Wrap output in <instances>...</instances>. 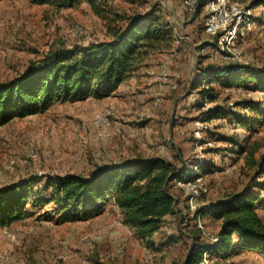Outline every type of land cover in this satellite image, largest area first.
<instances>
[{
  "label": "rangeland",
  "instance_id": "obj_1",
  "mask_svg": "<svg viewBox=\"0 0 264 264\" xmlns=\"http://www.w3.org/2000/svg\"><path fill=\"white\" fill-rule=\"evenodd\" d=\"M114 8L125 15L146 14L157 8L176 29L175 36L182 39V44L173 52L181 50L186 69L180 68L174 74H180V90L176 89L179 96L189 97L183 107L186 112L173 119L169 103L163 106L168 113L149 108L151 113L162 112L155 119L147 115L122 117L120 104L131 94L140 92L136 82L129 87L128 94L123 91L113 98L116 91L104 105L87 100L67 102L34 115L37 117L16 119L0 127V190L30 182L34 194L44 197L48 178L65 175L88 178L99 168L117 166L136 157H160L180 166L185 163V166H206L201 177L208 191L194 197L193 202L190 194L177 191V197L188 202L187 208L181 207L183 219L167 221L162 234L154 237L153 246L137 239L112 204L106 206L102 215L89 221L66 224L56 223L53 203L42 209L27 207L29 217L0 226V264H183L189 241L161 245L160 240L177 236L181 230L190 232L199 228L211 241L218 232L219 222L210 217L200 223L191 219L199 210L205 211L229 194L250 186H262L257 209L264 221V176L259 177L249 166L251 160H264V121L255 131H248L230 116L247 114L239 106L244 102H255L264 108V94L249 87L214 85L211 86L214 101L208 102L199 93L209 88L206 84L200 86L201 70L206 66L264 68V8L254 10L255 29L239 36L224 51L214 47L215 37L210 38L205 32V7L200 16L196 7L189 10L186 0H118ZM109 39L105 25L85 3L55 11L23 0H3L0 2V83L22 75L55 50H72ZM174 58L172 53L157 55L155 59L161 61L154 64L170 66ZM110 106L114 109L110 125L95 127L93 122ZM217 114L221 118L215 117ZM198 120L201 127L196 126ZM232 139L238 140L237 148L242 152L234 159L226 155L232 148ZM252 151H255L253 156ZM218 264H264V257L243 252Z\"/></svg>",
  "mask_w": 264,
  "mask_h": 264
},
{
  "label": "trees",
  "instance_id": "obj_2",
  "mask_svg": "<svg viewBox=\"0 0 264 264\" xmlns=\"http://www.w3.org/2000/svg\"><path fill=\"white\" fill-rule=\"evenodd\" d=\"M23 1L55 11L73 9L85 3L103 22L110 39L72 50H55L22 75L0 83V127L16 119L38 115L55 104L107 99L149 58L166 53L174 42L173 28L157 8L146 14L125 15L114 8L118 0ZM208 1L199 0L197 16ZM233 1L245 3L253 11L264 6V0ZM201 71L203 82L200 86L206 84L209 90L203 89L199 93L208 102L214 101L211 88L214 85L249 87L264 94V68L225 65L206 66ZM239 106L246 109L247 114L230 116L241 127L255 131L264 121V108L255 102H244ZM216 116L221 118L220 114ZM230 142V151L239 157L242 152L237 148L238 141L232 139ZM254 153L252 151L251 156ZM249 166L259 177L264 176V160H251ZM199 171L200 175L197 171L189 174L185 165L157 157H136L117 166L99 168L88 178L78 175L48 178L44 197L34 194L32 183L23 182L0 190V226H9L29 217L27 207L42 209L53 203L56 223L66 224L89 221L102 215L106 206L112 204L118 209L123 224L137 239L153 246L154 237L162 234L169 217L183 219L178 209L177 191L184 190L177 187V182L202 181L206 166L201 165ZM253 187L257 190H252ZM253 187L229 194L194 215L193 221L209 215L219 222V230L211 241L199 228H194L161 239V245L189 241L183 264L226 263L243 252H256L264 257V221L257 209L262 186ZM191 197L192 202L195 198ZM191 210H194L192 206ZM44 218L49 219V216Z\"/></svg>",
  "mask_w": 264,
  "mask_h": 264
},
{
  "label": "crops",
  "instance_id": "obj_3",
  "mask_svg": "<svg viewBox=\"0 0 264 264\" xmlns=\"http://www.w3.org/2000/svg\"><path fill=\"white\" fill-rule=\"evenodd\" d=\"M261 8H264V6L262 5L257 9H261ZM257 9H256V11H257ZM258 21H260L259 18H258ZM173 31H176V29L173 28ZM17 37H19V35H17ZM181 44H182V39L175 36L172 48L166 52V53H169V54L172 53L173 55H175V58L173 60L172 65H170V66H166V65L165 66H163V65L158 66L154 63H156V61H158L159 59L156 60L155 56L151 57L142 66H140L137 69L134 76L130 80H128L125 84H123L122 86L119 87L117 92L112 96L113 98L119 97L120 93L123 91H127V94H128L129 87H131L136 82H138V90L140 91L137 94H131V95L129 94L130 96H128V98H126L125 103L120 104V107L122 109V117L125 116V118L126 117L128 118L131 115H133V116L138 115L139 117H141L142 115H147V117H152V119H155V117H158V115H161L162 112L157 113V114L151 113L149 111V108L167 111V113H168V110H166V108L163 110V108H164L163 106L164 105L167 106L169 103L172 105L171 117H173V119H176L182 113L186 112L185 108H183V107H184L185 101L188 100L189 97H188V99H183L181 96H179V90L180 89L179 90H173L171 88L172 75L174 74V72H176L177 70L179 71L180 68L186 69V64H184L182 62V55L183 54L181 53V50L178 53L173 52L174 51L173 49L177 48L178 45H181ZM83 46H87V45H83ZM182 52H183V50H182ZM161 59H166V58L163 57ZM161 59L159 60V62L161 61ZM159 72L165 73V74H167V76L165 78H161V79L157 80V78H158L157 76H158V74H160ZM182 79L184 81L185 77L182 76ZM88 101L91 103L92 102L102 103L99 105H104L103 103L106 102L107 99L106 100L89 99L86 102H88ZM176 114H177V116H176ZM37 116H31V117H37ZM233 122H235V121H233ZM236 124L239 125L238 123H236ZM69 139H68V141H70ZM234 140L238 141L237 139H234ZM42 142H46L45 139H42ZM68 147H69V144H67L66 148H68ZM226 155H228V157H230L232 159H234V157H235V155L232 153V151H229V153L227 152ZM157 158H160V157H157ZM146 159H148V158H146ZM162 159H164V158H162ZM165 160L170 161V159H165ZM185 164H183V165H185ZM199 166L200 165H191V166L186 165V167L190 170L189 174H192L194 171L199 172V168H200ZM182 200H184V199L181 198V200L178 204L179 210H181L182 206L185 208L188 207L187 206L188 202L184 203V202H182ZM193 201H194V199L192 200V202ZM206 217L209 218V215H206L204 218H206ZM170 219H172V218L169 217L167 220L169 221ZM199 221H201V220H199ZM248 253L257 254L256 252H248Z\"/></svg>",
  "mask_w": 264,
  "mask_h": 264
},
{
  "label": "bare ground",
  "instance_id": "obj_4",
  "mask_svg": "<svg viewBox=\"0 0 264 264\" xmlns=\"http://www.w3.org/2000/svg\"><path fill=\"white\" fill-rule=\"evenodd\" d=\"M188 2H190V0H186V5L190 10V3ZM191 2L193 4V7L191 8L190 11H193L199 0H191ZM223 4L225 5V9L227 11L225 16H221V11H214L213 12L214 22L211 23V16H207L208 6L211 5L213 9H223ZM205 11H206L205 28H207V30L205 29V32L206 34L210 35V38L211 36L215 37L214 41L217 39L218 35L220 34L218 44H213L214 41L212 42L213 46L218 48L220 51H224L226 48L232 46L236 42L239 36H242L245 33L252 32L256 26L254 11L245 3L235 2L233 0H209L205 6ZM243 13L244 15L241 18H236V15H240ZM166 76L167 74H164V78ZM161 78H163L162 73L158 75L157 80ZM178 80H179V74L178 73L173 74L171 81L172 89L174 90L179 89ZM112 116L114 118V109L112 106H110L107 110L105 111L103 110V112L93 122V125L99 124V118L106 117V123H104L102 126H95V127L98 128V127L108 126L110 125ZM200 122L201 120H198L196 122L197 127H201ZM177 187L184 190L185 193L193 195L195 198H198L199 196L207 192V189L202 183L201 179H198L194 183L177 182Z\"/></svg>",
  "mask_w": 264,
  "mask_h": 264
},
{
  "label": "built area",
  "instance_id": "obj_5",
  "mask_svg": "<svg viewBox=\"0 0 264 264\" xmlns=\"http://www.w3.org/2000/svg\"><path fill=\"white\" fill-rule=\"evenodd\" d=\"M188 3H190V10H191V8L193 7V4H192L191 0ZM214 11H221V16H225V14L227 12L226 9H225V5L224 4H223V9H213L212 6L209 5L208 6V11H207V16H211V23L214 22V20H213V12ZM243 15H244V13L240 14V15H236V18H241ZM209 27H210V25H209ZM205 29L207 30V28H205ZM219 35H218L217 39L214 41L213 44H218ZM164 74L165 73H162L163 78H164ZM179 80H180V74H179ZM179 80H178V82H179ZM178 86H179V84H178ZM104 123H106V117L105 118H99V124H95L94 126H102ZM196 203H195V205H196Z\"/></svg>",
  "mask_w": 264,
  "mask_h": 264
}]
</instances>
